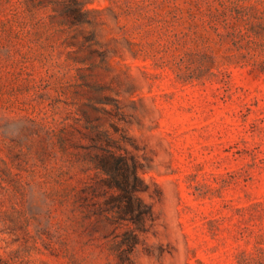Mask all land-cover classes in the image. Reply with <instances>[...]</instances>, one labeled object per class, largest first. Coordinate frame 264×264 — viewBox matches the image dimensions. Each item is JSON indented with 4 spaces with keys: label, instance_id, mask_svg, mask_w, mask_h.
I'll return each mask as SVG.
<instances>
[{
    "label": "rangeland",
    "instance_id": "374dc122",
    "mask_svg": "<svg viewBox=\"0 0 264 264\" xmlns=\"http://www.w3.org/2000/svg\"><path fill=\"white\" fill-rule=\"evenodd\" d=\"M106 134L136 264H264V0H0V264H117L79 206Z\"/></svg>",
    "mask_w": 264,
    "mask_h": 264
},
{
    "label": "trees",
    "instance_id": "16d2710c",
    "mask_svg": "<svg viewBox=\"0 0 264 264\" xmlns=\"http://www.w3.org/2000/svg\"><path fill=\"white\" fill-rule=\"evenodd\" d=\"M95 148L97 151L91 157V166L102 175L100 180L106 189L101 193L107 195L103 202L96 201L93 199V185L88 184L86 189L91 191L79 194V206L86 216L103 219L107 232L102 236L110 237V250L117 264H136L133 253L139 234L154 222L152 207L140 194L147 190L146 183L138 174L141 163L118 139L108 134Z\"/></svg>",
    "mask_w": 264,
    "mask_h": 264
}]
</instances>
